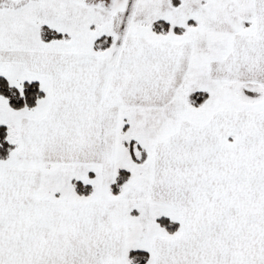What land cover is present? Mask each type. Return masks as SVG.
<instances>
[{
  "label": "snow or ice",
  "instance_id": "obj_1",
  "mask_svg": "<svg viewBox=\"0 0 264 264\" xmlns=\"http://www.w3.org/2000/svg\"><path fill=\"white\" fill-rule=\"evenodd\" d=\"M0 264H264V0H0Z\"/></svg>",
  "mask_w": 264,
  "mask_h": 264
}]
</instances>
